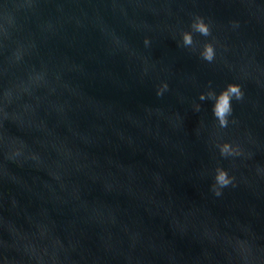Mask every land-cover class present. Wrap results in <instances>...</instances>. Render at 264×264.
Instances as JSON below:
<instances>
[{
	"label": "water",
	"instance_id": "obj_1",
	"mask_svg": "<svg viewBox=\"0 0 264 264\" xmlns=\"http://www.w3.org/2000/svg\"><path fill=\"white\" fill-rule=\"evenodd\" d=\"M40 7L54 31L32 18L16 37L36 44L25 63L8 68L0 50V88L32 89L13 119L28 121L25 139L44 156L39 168L14 169L19 186L0 189L18 202L0 203V238L30 245L41 264L57 255L59 264H264V0ZM197 14L214 38L194 34L192 51L180 41ZM209 41L212 63L199 55ZM209 81L217 92L230 82L245 89L226 129L213 101L199 100ZM163 82L169 90L157 97ZM4 133L21 134L13 124ZM224 142L244 155L223 159L215 145ZM0 165L11 167L2 157ZM217 167L236 178L219 198L210 191Z\"/></svg>",
	"mask_w": 264,
	"mask_h": 264
},
{
	"label": "clouds",
	"instance_id": "obj_2",
	"mask_svg": "<svg viewBox=\"0 0 264 264\" xmlns=\"http://www.w3.org/2000/svg\"><path fill=\"white\" fill-rule=\"evenodd\" d=\"M50 2V0H0V50L2 54L7 57L8 68L23 65L32 50L36 48L35 42L25 43L17 40L16 37L25 30L26 25L32 23V18L39 17L37 21L40 22L39 27L42 32L54 31V25L50 19L41 17V5ZM62 11L63 9H58ZM233 27L238 28L239 22L234 21ZM194 34H199L205 38L213 37V24L210 20L202 15H195L192 19L190 30L182 32L181 45L185 48L196 51L199 42L194 39ZM207 40V39H206ZM15 41V47L9 48L8 45ZM144 45L146 47L151 45V40L145 38ZM199 55L202 60L212 63L217 56L216 45L212 42H205L203 47H199ZM5 66L0 65V72H5ZM38 73H31L28 76L32 80ZM47 73H43V79L47 80ZM169 90V84L163 82L156 90L157 97H163L165 92ZM32 89L17 94L11 88H0V157L7 161L8 166L0 165V189L8 185L19 186L18 177L14 169L16 167H30L39 168L44 156L32 144H29L25 139V135L33 134V131L28 126V121L23 118L13 119V110L20 112L25 111L27 104V97ZM245 89L242 84L237 82H230L222 90L217 92L212 87V82L209 81L208 90L201 92L199 95L200 101H213L212 114L217 122L219 128L226 129L230 123H236L233 116L234 106L233 101L243 102L245 100ZM202 105L196 103L194 109L200 112ZM9 124L15 125L18 129V134L12 137H6L4 130ZM219 150V155L223 159H237L244 155L243 149L239 145H234L231 142H224L215 145ZM235 176L231 175L229 171L223 167H217L215 174L212 177V184L210 185L211 193L219 198L224 194V190L236 186ZM0 203H6L11 207H18V202L13 195L4 191H0ZM3 218L0 217V221ZM69 247L71 241L66 242ZM12 251L23 252L30 260H34L35 264H41L40 259L34 255L32 247L26 243H22L16 239L11 233L8 234L7 239L0 238V260L3 264H17L16 258L11 255ZM60 256L52 258L51 264H59Z\"/></svg>",
	"mask_w": 264,
	"mask_h": 264
}]
</instances>
